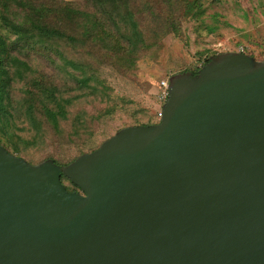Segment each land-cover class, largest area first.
<instances>
[{
	"label": "water",
	"instance_id": "water-1",
	"mask_svg": "<svg viewBox=\"0 0 264 264\" xmlns=\"http://www.w3.org/2000/svg\"><path fill=\"white\" fill-rule=\"evenodd\" d=\"M162 111L66 166L0 144V264H264V59L172 76Z\"/></svg>",
	"mask_w": 264,
	"mask_h": 264
},
{
	"label": "rangeland",
	"instance_id": "rangeland-1",
	"mask_svg": "<svg viewBox=\"0 0 264 264\" xmlns=\"http://www.w3.org/2000/svg\"><path fill=\"white\" fill-rule=\"evenodd\" d=\"M67 1L82 5L85 0ZM197 3L188 15L184 13L179 22L180 32L159 30V34L165 35L151 49L141 50L133 67L112 59L105 49L83 50L80 46L78 52L88 57L87 61L96 69L99 78L96 85L100 92L76 82L73 69L64 66L65 56L72 55L75 47L66 40L54 43L49 39L47 42L54 44L50 55L39 51L34 53V59L29 58L33 70L37 74H47L63 90L65 97L78 96L81 92L82 99L72 110L84 108L93 116L85 120L82 127H88L91 132L74 135L70 119L62 124L61 132L56 131L40 111L29 118L25 115L19 121L20 112H25L20 89L23 82L20 81L15 83L18 88L14 87L12 93L16 121L10 118L0 122L1 142L11 153L31 164L51 159L66 166L123 127L148 120L153 124L159 122L158 94L162 79L189 72L194 74L197 68L199 71L205 65L208 57L228 51L243 49L257 60L264 59V0H199ZM138 8L136 6V10ZM22 13L19 19L29 18L24 11Z\"/></svg>",
	"mask_w": 264,
	"mask_h": 264
},
{
	"label": "trees",
	"instance_id": "trees-1",
	"mask_svg": "<svg viewBox=\"0 0 264 264\" xmlns=\"http://www.w3.org/2000/svg\"><path fill=\"white\" fill-rule=\"evenodd\" d=\"M198 1L85 0L81 5L67 0H0V122L10 118L16 121L12 93L21 81L25 112H20L19 121L25 115L29 118L40 111L45 113L56 131L61 132L62 124L70 119L74 135L80 132L87 135L91 131L82 127L85 120L93 116L84 108L72 110L80 103L81 92L78 96H63V90L47 74H37L33 70L29 58L34 59V53L39 51L50 55L54 44L47 42L49 39L54 43L66 40L75 47V51L65 56L64 66L73 69L76 82L100 92L96 85L99 83L96 69L87 61L88 57L78 52L80 46L83 50L105 49L112 59L133 67L138 53L144 48L151 49L165 35L159 34V30L180 32L179 22L184 13L188 15ZM136 6L139 7L137 10ZM23 11L25 16H29L25 21L18 18ZM3 29L8 32H3ZM215 57H208L205 64ZM197 72L198 68L194 74ZM105 111L111 113L108 109ZM140 124L153 123L148 120ZM102 143L81 154L97 149ZM0 144L9 151L1 140ZM61 178L68 190H79L67 176L62 174Z\"/></svg>",
	"mask_w": 264,
	"mask_h": 264
},
{
	"label": "built area",
	"instance_id": "built-area-1",
	"mask_svg": "<svg viewBox=\"0 0 264 264\" xmlns=\"http://www.w3.org/2000/svg\"><path fill=\"white\" fill-rule=\"evenodd\" d=\"M241 52H244V50H240ZM159 94H158V100H160V107L157 112V118L160 119L162 117V108L163 105L166 103L168 97H169V79H162L159 84Z\"/></svg>",
	"mask_w": 264,
	"mask_h": 264
},
{
	"label": "clouds",
	"instance_id": "clouds-1",
	"mask_svg": "<svg viewBox=\"0 0 264 264\" xmlns=\"http://www.w3.org/2000/svg\"><path fill=\"white\" fill-rule=\"evenodd\" d=\"M245 52V51H244Z\"/></svg>",
	"mask_w": 264,
	"mask_h": 264
}]
</instances>
